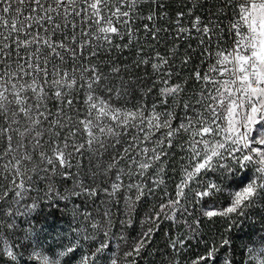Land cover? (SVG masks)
Here are the masks:
<instances>
[{
	"label": "snow or ice",
	"instance_id": "1",
	"mask_svg": "<svg viewBox=\"0 0 264 264\" xmlns=\"http://www.w3.org/2000/svg\"><path fill=\"white\" fill-rule=\"evenodd\" d=\"M0 264H264V0H0Z\"/></svg>",
	"mask_w": 264,
	"mask_h": 264
}]
</instances>
